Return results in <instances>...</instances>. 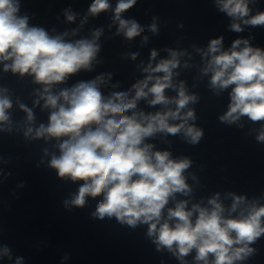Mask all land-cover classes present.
I'll list each match as a JSON object with an SVG mask.
<instances>
[{
  "label": "clouds",
  "instance_id": "clouds-1",
  "mask_svg": "<svg viewBox=\"0 0 264 264\" xmlns=\"http://www.w3.org/2000/svg\"><path fill=\"white\" fill-rule=\"evenodd\" d=\"M254 2L215 0L219 10L232 19L230 29L234 32H242V24L264 26V11L251 14L249 4ZM136 3L137 0H117L113 9L117 34L127 40L144 31L135 19L122 18ZM111 8L109 0H93L88 15L96 17ZM65 16L68 22L76 20L70 10L65 11ZM86 22L87 17L81 26ZM148 28L158 32L155 18ZM77 32L78 29L50 35L42 27L30 26L29 16L21 14L20 0H0L3 71L31 76L33 83L42 86L35 93L39 99L34 104L43 100V108L50 109L47 125L34 127L33 110L19 104L27 114L24 136L55 139L59 154H51L49 167L61 179L82 182L65 206L83 208L86 198L101 197L92 214L95 218H115L132 228L146 224L147 235L157 251L167 249L181 264H187L185 257L193 251L196 264H237L254 255L252 245L264 237V204L229 193L231 204L226 206L217 192L208 198L207 205L193 203L189 207L188 200L176 197L192 192L185 176L192 160L186 156L173 158L170 151L156 150L147 142L157 134H182L186 143L197 145L204 136L203 129L194 123L195 109L189 107L199 97L189 93L184 81L173 80L179 75L175 70L181 65L180 57L187 53L169 48L168 58L153 64L158 53L151 50L149 62L142 67L144 77L128 91L104 95L101 86L108 84L111 73L54 90L80 71H92L93 63L98 62L103 29L92 31L90 39H65ZM147 40L145 36L143 41ZM196 51L202 57L200 73L209 77V88L219 95L231 87L227 110L218 117L219 121L232 125L247 117L253 123L264 122V49L253 47L248 39H236L224 50L221 36L211 39L206 49ZM137 55L132 53L131 59ZM184 67L189 64L185 62ZM168 89L176 95H166ZM6 93L7 89H0V131L10 132L8 110L13 105ZM141 101L149 107L160 105L161 110L145 112L139 107ZM256 140L264 143V123ZM170 201L175 202L174 207H167ZM0 254L11 258L7 247ZM15 264H22V258H17Z\"/></svg>",
  "mask_w": 264,
  "mask_h": 264
}]
</instances>
